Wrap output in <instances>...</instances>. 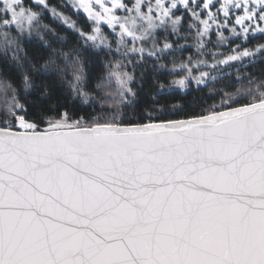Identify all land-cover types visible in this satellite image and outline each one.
Returning a JSON list of instances; mask_svg holds the SVG:
<instances>
[{
    "label": "snow or ice",
    "instance_id": "obj_1",
    "mask_svg": "<svg viewBox=\"0 0 264 264\" xmlns=\"http://www.w3.org/2000/svg\"><path fill=\"white\" fill-rule=\"evenodd\" d=\"M0 264H264V0H0Z\"/></svg>",
    "mask_w": 264,
    "mask_h": 264
},
{
    "label": "trees",
    "instance_id": "obj_2",
    "mask_svg": "<svg viewBox=\"0 0 264 264\" xmlns=\"http://www.w3.org/2000/svg\"><path fill=\"white\" fill-rule=\"evenodd\" d=\"M51 3L52 4H59L60 3V0H51ZM73 19H77V17H73ZM82 19V18H81ZM46 23H51L52 24V27H57L58 25L63 28L64 26L63 25H60V22H53L51 20V17H49L47 20H45ZM192 95H196L195 93H192ZM187 99H191V96H189ZM209 103H211V101H209Z\"/></svg>",
    "mask_w": 264,
    "mask_h": 264
}]
</instances>
